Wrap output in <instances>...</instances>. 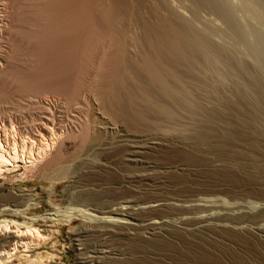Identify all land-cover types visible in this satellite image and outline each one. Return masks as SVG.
Here are the masks:
<instances>
[{
  "label": "rangeland",
  "instance_id": "374dc122",
  "mask_svg": "<svg viewBox=\"0 0 264 264\" xmlns=\"http://www.w3.org/2000/svg\"><path fill=\"white\" fill-rule=\"evenodd\" d=\"M22 1L4 0L5 15L1 16L0 13L3 21H6V26L0 31V121L8 128L13 126L22 130L24 134L34 131L36 133V129L45 123L55 133H60L62 139L55 145V158L31 178L21 179L24 175L21 167L10 174L0 175V204H4V208L12 209L11 197L18 191L26 194L28 202L20 208L24 218L18 221L23 222L22 225H35L42 233L49 235L47 240L37 247L32 246L29 250L19 247L16 254L27 255L29 258L36 257L37 254L48 256V259H41L42 262H47L45 264H264V0H203L207 8H201L202 0L200 4L196 0H124L128 4L127 12L130 11L126 17L129 24H125L130 42L127 38L126 45L135 59L143 49L140 45L143 46V35L147 34L144 26L148 28L156 24L158 17H166L170 13L163 1L173 2H168V5L174 11L181 7L183 10L178 9L182 11L181 16L186 14L187 9L192 13L193 21L190 22L191 15L187 18L186 14L183 18L189 20L193 28L194 21L195 25L198 23V27L201 25L200 29L204 28L201 29L202 32L206 31L208 34L204 36L206 39L209 36L208 40L212 44L216 43L217 39V43L220 42L218 46H224L226 49L223 48L229 60L221 65L227 72L222 89L224 88L225 93H230L237 83L235 98L240 101L239 104L242 102L244 109L241 104L238 109H222L215 101L202 99V107L206 106L204 109L208 110L210 106L209 109H222L215 110L218 113L215 116L219 115V118L213 116L212 119L209 116L203 121L211 129L205 140H201L194 130H187L191 123L185 115L180 116L182 119L177 120L178 123L173 124L171 128L163 127L155 133L152 129L128 127L122 119L114 118L102 109L96 98L98 94L95 97L93 95L94 90L99 85H107L112 78L133 98L141 91L138 81L132 79L125 67L123 68L120 56L113 54L115 39L107 43L104 38L98 41L92 50L87 47L85 50V32H81V36L78 35L76 40L72 38L74 44L70 46L73 45L76 49L73 50L75 54L71 59L70 70L65 75V81L71 87V95L66 92L65 97L64 93L59 95L41 91H37V94L36 91L23 88L17 79L26 77L34 67V58L30 54L39 47V43L27 34L35 29L34 23L39 19L36 11L41 0ZM86 1L82 7L83 11L80 8V17L83 14L81 18H87L85 23L89 24H86V31H97L98 34L99 28L96 26H99L100 34L104 36L102 26L106 25L99 18L98 7L108 4L109 0ZM208 11L211 13L208 14ZM197 19L210 23L203 24ZM139 24L144 26L141 28ZM94 27L97 28L95 31ZM106 29L105 32H108L109 28ZM201 30L198 33L201 34ZM64 35L59 36L63 41L68 40ZM6 40H9V43ZM103 41L108 46H105ZM112 44L113 51L109 47ZM131 47L134 51L137 49L135 54ZM108 53L115 55L117 61L114 56L105 57ZM104 58L110 61L105 62ZM238 62H241L240 66ZM257 64L259 65L256 66ZM106 66L107 69L111 67L110 72L105 70L106 73L115 69L116 72L114 71L111 77L106 76L110 78L109 82L103 79L105 83L101 84ZM120 68L122 72L119 71ZM101 70L103 73H100ZM73 73L75 74L72 76ZM94 78L96 79L93 80ZM235 79L241 81L237 82ZM71 81L74 87L71 86ZM90 84H93V88ZM254 86L255 88H252ZM91 89H94V92H91ZM100 89L99 91H102ZM96 92L99 93L98 90ZM53 95L57 97L54 98ZM249 116H257L254 123ZM158 135L165 140L163 144L157 145L155 149L149 148L150 142L157 140L154 138ZM132 144L145 146L136 148L140 151L133 158L136 161H130L126 155V149ZM144 171H151L154 179L138 183L130 181L131 175ZM102 212L111 220H98L97 216H103L100 214ZM128 212L137 218L130 220L131 223L140 224L145 218H152L151 220L159 226L156 236L149 235L139 226L120 224L117 221L122 216L120 213ZM13 222L14 219L11 223ZM90 229L98 230L96 233L99 230L112 229L110 231L117 234L111 237L95 235ZM98 256L100 260L97 262ZM11 259L9 260L12 261ZM34 264L39 262L35 261Z\"/></svg>",
  "mask_w": 264,
  "mask_h": 264
},
{
  "label": "bare ground",
  "instance_id": "6f19581e",
  "mask_svg": "<svg viewBox=\"0 0 264 264\" xmlns=\"http://www.w3.org/2000/svg\"><path fill=\"white\" fill-rule=\"evenodd\" d=\"M3 1L4 0H0V13H2L1 16L5 15V4ZM85 1L86 0H41V2L38 4L36 12H37V17L39 19L37 22L34 23L35 29L33 30V32L27 34V36L29 38L37 40V42L39 43L38 44L39 47L35 48L30 54L31 57L34 58V62H33L34 67H33V69L31 68L32 71L30 72V74H28L26 77H23V76L19 77L17 75L19 77V79H17V80H19V83L23 88H25L27 90L36 91V93H37V91H41L42 93L49 92V93H55V94H59V95L62 93L65 94L66 92H67V94H69L71 92V89H70L71 87H69L70 85L69 86L67 85V83L65 81L66 80L65 75L70 70V66L72 64L71 59H72L73 54H75L73 50H74V48L76 49L75 46L73 47V45L72 46H70V45L74 44V40L72 38H74L76 40L79 37L78 35L81 36V34H80L81 32L82 33L85 32L84 33L85 38L83 37L84 40L82 39L83 42L85 41L84 42L85 46L83 49H85V47H87L88 50L89 49L92 50L96 46L95 44L102 39L104 40V38H105L107 43L109 41L111 42L112 39H115L114 40L115 42H113L114 51L112 50L113 44L109 47H111L113 54L120 56L119 60H120L121 64L123 65V68L125 67V69L127 70L129 76L132 79H136V81H138L137 83L140 84L141 91H139V95H137L136 97L133 98L132 96H130L128 93L124 92L121 89L120 85L117 83V81L115 79L113 80V78H112L110 81L111 83L108 81V79H110V78H107V77H111L113 72L114 71L116 72V69L113 70L111 73H109L111 71L110 70L111 67L109 66L110 68L107 69V66H106L105 67L106 69H104V68H102V69H104L105 77L106 76L107 77L106 78L102 77L101 82H100L101 84L103 82L105 83V80H103V79H106L109 82V83L106 82L107 83V85L105 84L106 88H105V85L102 84L101 86L99 85L96 88V90L93 89L95 92L98 90L99 93H97V92L95 93L91 89V92L92 91L94 92V94H93L94 97L97 96V94H98V96L96 98H97V101L99 102V104L103 107L102 109L106 110V112L110 116H113L114 118H118L119 120L122 119L123 123L128 127H134V128L135 127H143L144 129H148V130L152 129L156 133V131L159 132V130L163 127H166V129L171 128V126H173V124L175 125V123H178L177 120L182 119L181 117H184L182 115H185V118L187 116L188 119H190L189 121L191 123V126H189L187 130H189V131L194 130L195 134L201 140H205L208 136V133L211 132L210 127H207L205 125L206 123L205 124L203 123V121H205V119L207 120L209 118V116L212 119H213V116H214V118L217 117V116H215V114L216 115L218 114V113H216V111L218 109L220 110L221 108L222 109L232 108V110H233V109H238L240 106L242 107V102L240 103L241 104L240 105L238 103L240 101L237 100V98H235V91H237V89H236L237 87L235 88V85L237 84L236 82H235L236 84L234 83L235 85L231 89L230 93H225L226 91L223 90L224 88L222 89V84H223V81L226 77L225 73L227 74V72L225 70H223L224 67L221 68V65L224 63H228V60H229L228 56L224 52V50H226V49L224 48V46L223 47H221V45H220V47L218 46V44L220 42L217 43V39H216V43L213 42V44L211 43V41H209L210 40L209 36H208L209 40L206 39L207 37L205 38L204 36H206L207 32L203 31L204 32L203 33L201 29H204V28L200 29L201 25L198 27V23H196L197 25H195V21L193 23L194 28H195L194 29L192 27V23H190L193 21V18H192L193 16L191 15L192 13L190 14V12L186 9L187 12L186 11L185 12L187 14V18H188V16L191 15L189 17V19H191V18L192 19L190 20V22H189V20L184 19L183 17L184 16L186 17V14H184V16L183 15L181 16L182 11L178 10L181 8V7H179L180 4L177 5L179 8L177 7L178 9L176 8L177 10L174 11L171 8V6L168 5L170 3L169 1H163L170 10L169 15L166 17H160V18L158 17L156 24L149 26L148 28H146L143 25L144 28L147 29L145 32L147 34L144 33L146 36H144L142 34L145 41L143 43V46L140 45V47L143 49L141 50L140 55H138L139 57L137 56L138 58L135 59L132 56L133 54H131V52L129 51V49L127 48V45H126L127 38L129 41L128 30L126 29L127 25H125L128 22L126 17L128 14H130V11L127 12L128 4L125 3L124 0H109L108 4L102 5L101 8L98 5L99 6L98 8L100 10L99 11V14H100L99 18H101L103 23L109 28L108 32L106 31L107 32L106 33L105 30H107L106 29L107 27L104 25L102 26L103 28L106 27L105 30L102 28V32H104L103 33L104 36H103L102 33L100 34V30H99L100 27L99 26H96L97 28H99L98 34H97V31H95L97 29L95 27H94V31L96 33L92 32V31L91 32L86 31V30H88V26H89L88 23H85V22H87V18H85L86 21H84L85 19L81 18L83 16V14L80 17V15H81L80 8L85 6ZM136 1H134V2H136ZM196 1H197V3L200 4L201 0H196ZM212 1H215V0H212ZM217 2H219V1H217ZM227 2H228V0H227ZM179 3H181V2H179ZM188 3H190V2H188ZM136 4H138V3H136ZM170 4H173V2H171ZM193 4L194 3H192V5ZM201 4H203V0H202ZM158 5H160V3ZM215 5H219V4H214V6ZM6 6H7V4H6ZM204 7L207 8L205 4L201 5V8H204ZM139 8H140V6H139ZM220 8H221V6H220ZM227 8H228V6H227ZM181 10H183V9L181 8ZM82 11H83V8H82ZM177 11H179V12H177ZM85 12H86V9H85ZM151 12H153V10ZM209 12L210 11H208V14H209ZM211 12H212V10H211ZM6 14H7V12H6ZM139 14H141V13L139 12ZM198 14H200V13H198ZM201 14H202V12H201ZM201 14H200V16H202ZM1 16H0V31H1V29L3 30V28L6 26L5 25L6 21L4 20L5 21L4 22L3 21L4 18H2ZM136 16L137 15H135V17ZM141 16H142V14H141ZM145 16H147V15H145ZM5 17L8 18L7 16H5ZM27 18H29V17H27ZM140 18L142 19V17H140ZM199 18L201 19V17H199ZM81 19H83L84 22ZM124 19H126V20H124ZM200 19L199 20L197 19V20L201 22ZM89 20H91V19H89ZM99 21H100V19H99ZM99 21H98V25H99ZM205 21H207V20H205ZM134 22L136 23V21H134ZM139 22H137V23H139ZM145 22H146V20H145ZM208 22L207 23L205 22V23L208 24ZM131 23H132V21H131ZM201 23L205 24L204 21ZM86 24H88V26ZM128 24H129V22H128ZM142 24H144V22L141 23V25ZM147 24L149 25V22ZM210 25H212V24H210ZM139 26H140V24H139ZM143 26H140V27L142 28ZM195 26H197L204 35L202 33H201L202 34L201 35L200 32L198 33V31H200V30L198 29V31H197L196 30L197 27H195ZM207 27H208V25H207ZM134 29H135V26H134ZM209 29H210V27H209ZM5 30L7 31L8 28L4 29V32H5ZM58 33L60 36L62 34L64 35L66 33L65 34L66 37H64V38L65 39L67 38L68 40L63 41L64 39L60 38ZM60 33H62V34H60ZM86 33H88L87 34L88 36H86ZM105 33L107 35L109 33L110 34H109V36H107V35H105ZM0 36H1V34H0ZM3 36H2V38H3ZM4 37L6 38L7 35ZM8 37H9V35H8ZM237 37H238V35H237ZM71 39H72L73 43L70 42ZM4 41L2 42L3 44H4ZM6 41L9 43V40H6ZM134 42L136 43L137 41L134 40ZM134 42L132 41V43H134ZM214 44L215 45L217 44V46H215ZM131 45L133 46V44H131ZM100 46H102V45H100ZM105 46H108V45L106 44ZM0 48H2V47H0ZM102 48H101V50L104 49V48L103 49ZM106 48H105V50H106ZM223 48H224V50H223ZM78 49H80V47ZM133 51H134V49H133ZM136 51H137V49L133 53L135 54ZM83 52H84V50L81 52L82 54L81 53H79V54L83 55ZM105 52L107 53L108 50ZM109 52H111V51H109ZM76 54H77V51H76ZM84 54H87V53H84ZM98 54H99V52H98ZM231 54H233V53H231ZM109 55L110 54L108 53V55L106 54L105 57L108 58ZM111 55H110V58H112L114 56L113 58L116 59V61H117V58H115V55H112V56ZM92 56H93V54H92ZM79 58H82V57H79ZM89 58L90 57H88V59ZM75 59L77 61V58H75ZM104 59H103V61H104ZM89 60L92 61V59H89ZM106 60L110 61V59H105V62H106ZM83 61H84V59H83ZM9 62L11 63V61H9ZM114 62L112 64H114ZM116 63H118V62H116ZM239 63H241V62H238V65H239ZM28 64H30V63L28 62ZM76 64H77V62H76ZM102 64H104V63H102ZM115 65H117V64H115ZM258 65L259 64H257L256 66H258ZM225 66H227V65H225ZM24 67H25V65H24ZM75 68H76V66H75ZM19 70L21 71V69H19ZM105 70L106 71L109 70L108 73L110 75L108 73H106ZM10 71L8 73H10ZM117 71H118V69H117ZM119 71L122 72V69ZM239 71H241V70H239ZM98 72H100V71H98ZM1 73H3V72H1ZM13 73L16 74L15 72H13ZM100 73H103L102 70ZM248 73H250V72L248 71ZM74 74L75 73H73L72 76ZM94 74H93V77H94ZM103 75L104 74H102V76ZM117 75H118V73H117ZM99 76H101V75L99 74ZM99 76L97 75L96 77H99ZM228 77H229V75H228ZM251 77H252V75H251ZM1 78H2V76H1ZM72 78H74V77H72ZM75 78H77V77H75ZM255 78H258V77L255 76ZM95 79L96 78H94L93 80H95ZM123 79H124V77H123ZM75 80H77V79H75ZM97 80L99 81V79H97ZM235 80H237V82H238V80H240V79H235ZM246 80H248V79H246ZM254 80L255 79H253V81ZM92 81H90V82H92ZM257 81H258V79H257ZM259 81H260V79H259ZM16 82H18V81H16ZM232 82H233V80H232ZM126 83H127V81H126ZM126 83H123V84L128 85ZM228 83H227V85H228ZM75 84H76V82H75ZM93 84H90V87L93 86ZM4 85H5V83H4ZM72 85H73V82H72L71 86ZM74 86L75 85H73V87ZM237 86H238V84H237ZM255 86H257L258 89L260 88V87H258V85H255ZM255 86L252 88H255ZM101 87H103V89L104 88L105 89L104 90L100 89ZM239 87H240V85H239ZM244 87H245V85H244ZM91 88H93V87H91ZM137 88H139V87H137ZM99 89L102 91H99ZM124 90L126 91L125 88H124ZM245 90H246V88H245ZM88 91H89V89H88ZM243 91H244V89H243ZM253 91H255V90H253ZM4 92H5V90H4ZM248 92H250V91H248ZM248 92H246V94ZM5 93H7V92H5ZM72 93H73V91H72ZM67 94H65V97H67ZM69 95H71V94H69ZM237 95H239V94H237ZM53 97L56 98L57 96L55 97L53 95ZM53 97H51V98H53ZM208 98H209V100L211 99V102H212V100L215 101L216 105L221 107V108L215 107L216 111L214 109H209L211 106L208 108V110L204 109L206 106L204 105L205 107L204 108L202 107V105H203L201 103V102H203L202 99L208 100ZM254 98H256V97H254ZM209 103H207V104H209ZM100 105H98V106H100ZM213 105H214V103H213ZM258 105H259V103H258ZM237 111H236V113H238ZM238 114H236V115H238ZM219 117L220 116L218 115L217 118H219ZM249 117H251L249 119L250 120L252 119V122H253L256 120L255 117H257V116H255L253 118H252V116H249ZM213 121L214 120H212V122ZM105 122L106 121H104L103 123H105ZM214 123H215V121H214ZM11 124H13V123H11ZM199 124H202V125L198 126ZM103 126H104V124H103ZM59 127H60V125H59ZM185 128H187V127H185ZM57 129H59V128H57ZM88 131H89V129H88ZM34 132H29V133L26 132L24 134L22 132V130H19L13 126L8 128L0 121V175L3 173L10 174V173L18 170L19 167H21L24 170V173H23L24 175L23 176L21 175L22 176L21 179L22 180L28 179V178H31L33 176V174L37 173V171H39L41 169V167H44L46 164H48L49 162H51L55 158V154L57 153V151L55 150V145L58 144L60 142V140L62 139L61 134L55 133L52 130V128L45 123H43L41 125V127H39L38 129H36V133H34ZM76 132L78 133L77 130H76ZM120 134L122 135V133H120ZM152 135H150V137ZM133 137H135V136H133ZM131 139L133 142V138H131ZM154 139H157V140L151 141L150 142L151 145L148 146L151 149H155L157 145L163 144V141H165L159 135H158V137L155 136ZM141 147H145V146L138 145V144L137 145L136 144L129 145V147L126 149V155L130 161H136L133 158H135L138 155V153L140 152L136 148H141ZM143 169L145 170V168H143ZM40 172H41V170H40ZM151 173H152L151 171L150 172L144 171V172H140L137 174H133L129 178H130L131 182H135V183H138L140 181L153 180L154 177L151 175ZM150 175H151V177H150ZM10 178H11V176H10ZM11 198L13 199V201H12L13 204L11 205L12 209L11 208H4L3 207L4 204H0V264H34L35 261H38L39 264H43L44 262H42V260H41L42 257L48 259L47 258L48 256H43L41 254H40V256H38V254H37L36 257L29 258L30 256L28 257L27 255L22 256L21 254H19V255L16 254L19 247L24 248V249H28V250L32 246L37 247L42 242H44L45 239L47 240L49 235L42 233L40 231V229L35 225H31V224L30 225H22L23 222L18 221V219L24 218V216H22V214H21L20 208L22 206L26 205V203L28 202V198H26V194L18 191ZM201 207H203V206H201ZM100 214L103 215V212ZM120 215H122V216H120L117 219V221H119L120 224L124 223V224L136 225V226H139L140 228H142L144 231H146L149 235L156 236V234L158 232L157 229L159 228V226H157V223H155V221L153 222V220H151L152 218L151 219L145 218L142 222H140V224L139 223L136 224L135 222L131 223V221H130V220H137V218L134 214L131 215L128 212V213H123V214L120 213ZM88 216H90V215H88ZM106 216L107 215H103V216L98 215L97 218H98V220L107 219V218L111 220L110 217H106ZM148 217H150V216H148ZM12 218L14 219L13 223H11V221H13ZM15 219H17V220H15ZM108 223H109V221H108ZM110 230H112V229L99 230V232L96 233L98 230L96 231V230L90 229V231H92L93 234H95V235L98 234V235H105L106 237L107 236L111 237V236H115L117 234L115 231L112 232ZM87 232H88V230H87ZM105 236H104V238H105ZM93 237L96 238L95 236H93ZM95 240H97V239H95ZM104 241H105V239H104ZM105 243H106V241H105ZM102 245H103V243H102ZM94 249L96 250V248H94ZM99 253H101V252H99ZM89 255L91 256L90 253H89ZM10 258H12L11 259L12 261L9 260ZM35 258H36V260H35ZM6 259H8V260H6ZM99 260H100V257L97 260V262ZM43 261H45V259ZM46 261H48V260H46ZM90 261H92V260H90ZM102 261H100V262H102ZM48 262H50V260ZM45 263H47V262H45Z\"/></svg>",
  "mask_w": 264,
  "mask_h": 264
}]
</instances>
